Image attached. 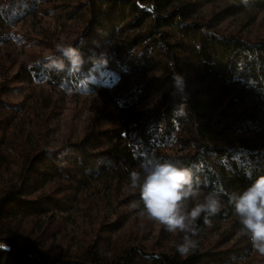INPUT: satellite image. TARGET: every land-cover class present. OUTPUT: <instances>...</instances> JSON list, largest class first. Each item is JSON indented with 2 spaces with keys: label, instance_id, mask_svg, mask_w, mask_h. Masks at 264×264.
<instances>
[{
  "label": "trees",
  "instance_id": "1",
  "mask_svg": "<svg viewBox=\"0 0 264 264\" xmlns=\"http://www.w3.org/2000/svg\"><path fill=\"white\" fill-rule=\"evenodd\" d=\"M261 13L264 0H0V264H250L257 251L230 196L264 175V26L254 40L218 26ZM26 19L66 36L35 37L48 53L11 72L5 43ZM57 43L82 64L52 67ZM80 95L81 132L57 144L65 97ZM152 155L193 167L201 195L189 210L223 189L187 255L184 234L142 215L131 186Z\"/></svg>",
  "mask_w": 264,
  "mask_h": 264
},
{
  "label": "clouds",
  "instance_id": "2",
  "mask_svg": "<svg viewBox=\"0 0 264 264\" xmlns=\"http://www.w3.org/2000/svg\"><path fill=\"white\" fill-rule=\"evenodd\" d=\"M59 57L49 58L51 66L64 68V59L73 67L82 64L79 49L72 46L57 45ZM175 87L179 91L183 80L179 74L174 76ZM183 106L180 114H183ZM142 173L133 170L130 173L131 186L139 187L140 199L143 202L141 214L145 212L153 221L165 227L170 233H183L181 243L176 244L177 251L183 256L194 251L199 241L197 221L204 214V223L210 224V216L216 215L221 209L219 190L209 191L203 202L196 203L189 210L187 202L201 195L199 184L193 182V167L185 166L181 161L162 160L155 155L143 160L140 165ZM199 170L201 166H194ZM230 200L234 205L235 214L239 217L242 231L249 236L254 250L264 254V175L257 178L241 193H232ZM132 208L137 205L133 203ZM7 245L0 244V248Z\"/></svg>",
  "mask_w": 264,
  "mask_h": 264
},
{
  "label": "rangeland",
  "instance_id": "3",
  "mask_svg": "<svg viewBox=\"0 0 264 264\" xmlns=\"http://www.w3.org/2000/svg\"><path fill=\"white\" fill-rule=\"evenodd\" d=\"M222 7V4L217 3L215 5H206L204 8L200 9L198 13L199 17H206L217 13V11ZM264 26V13L259 14L258 19L252 25L244 24L240 17H234L222 22L218 28L224 34L228 33H237L242 36H248L251 40H254L259 32L262 30ZM57 30V33L56 31ZM53 30L52 26H48L42 21L38 22L36 19H26L17 24V26L13 29V31L17 34L15 37H19L20 41L13 36L12 39H7L5 46L9 47L10 56L9 61L12 62V71L14 72L17 65L23 63L28 65L29 62L32 61V56L43 52L44 54L48 53L49 49L42 44L31 43L32 39L35 37H43L47 40L59 41L62 42L65 34H60L59 30L55 27ZM57 35L60 37L57 38ZM25 37V39H24ZM58 44V43H57ZM0 50H4V46L0 44ZM23 95V91L12 94L10 97L12 100H19ZM65 105L64 109H62L61 114L58 115L59 120L56 130V137L54 138L55 143H59L62 140H65L67 135H71L70 137L78 136L83 127V123L88 116L87 104L83 99L84 95H80V97L76 101V105L72 98L65 97ZM216 238V237H215ZM213 238V241L215 240ZM250 264H264V254L259 253L258 251L255 253V257L250 261Z\"/></svg>",
  "mask_w": 264,
  "mask_h": 264
}]
</instances>
